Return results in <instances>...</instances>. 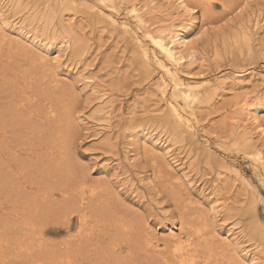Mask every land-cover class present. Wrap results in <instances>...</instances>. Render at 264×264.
I'll return each instance as SVG.
<instances>
[{
    "label": "bare ground",
    "instance_id": "bare-ground-1",
    "mask_svg": "<svg viewBox=\"0 0 264 264\" xmlns=\"http://www.w3.org/2000/svg\"><path fill=\"white\" fill-rule=\"evenodd\" d=\"M219 1L225 10L231 9L228 23L223 21L222 31L206 32L211 39L201 42L200 31L192 33L196 14L200 11L203 19L211 20ZM13 10L25 14L14 22ZM235 15L238 22L231 21ZM252 25L264 28V0H0V264H264L257 185L235 170L236 164L216 157L214 163L228 172L212 178V189L201 201L186 191L195 182L189 172L178 171L182 164L173 153L177 139L189 138L191 151L207 156L203 164L211 168L208 156L213 152L206 142L199 144L198 133L215 109L230 104L228 119L219 127L230 134L220 135V148L226 154L233 149L252 154L264 182L263 89L247 90L249 68L213 73L207 81L194 76L211 72L214 64L220 68V61L232 52L243 60L263 57V47L251 53L258 38ZM90 37H97L100 45ZM119 43L131 50L128 57L120 51L125 63L114 67L113 57L112 63L102 59L101 70L118 74L116 80L124 78L127 86L133 79L147 82L144 93L150 96L142 101L160 96L161 113L145 117L138 115L137 105L121 109L123 97L117 98L115 85L88 69L99 47H105L110 57ZM245 49L248 53L243 56ZM238 55L233 59L236 65ZM197 63L200 69L193 68ZM122 65L125 69L120 73ZM188 69L196 71L185 79L182 73ZM80 82L89 89L85 94L91 101H100L98 118L105 120L104 126L120 125L116 127L123 136L125 158L131 153L151 163L152 175L143 177L145 186L174 204L179 231L175 223L166 222L168 233L161 236V243L154 228L122 212V199L109 183L99 177L89 179V170L77 162L74 84ZM150 107L148 103L143 109L155 108ZM116 109H120L114 114L118 120L112 119ZM156 115L153 122L175 140L163 138L152 125L143 127ZM110 131L116 135L105 133V141L116 138L111 151L117 155L118 133ZM120 164L123 171L125 165ZM233 170L235 182L228 175ZM235 187V201L228 203L222 194ZM200 192L206 190L200 187ZM224 226L230 227L222 234L219 230ZM250 241L254 246L249 249Z\"/></svg>",
    "mask_w": 264,
    "mask_h": 264
},
{
    "label": "rangeland",
    "instance_id": "rangeland-1",
    "mask_svg": "<svg viewBox=\"0 0 264 264\" xmlns=\"http://www.w3.org/2000/svg\"><path fill=\"white\" fill-rule=\"evenodd\" d=\"M237 2H233V3H237ZM260 4L262 5V3H260ZM5 8H7V7L5 6ZM213 8L216 11L217 15H216V17L212 18L211 20L209 19L210 21L207 20L208 18L206 19V16L203 19V17L201 16L202 14H200V11H198L196 14V15H198V18L196 20L197 24H196V26L193 27L192 33L196 32V31L197 32L200 31L199 34L202 37H201V40H199V41H201V42H204L207 40V37L209 36L210 32L213 33V31L218 30V29H220L222 31L223 28L226 27L225 25L228 23V22H226V20L229 17L228 12L231 9L225 10L222 7V4L220 3V1L216 2ZM15 12L17 13V16H13V14H12L13 12L11 13V15L9 14L11 19L14 22L18 21L19 18L21 17V15L25 14V13H19L18 14L17 11H14V13ZM26 13H27V11H26ZM123 15H125V13L122 12V16ZM204 20H205V22L207 21L205 24H203ZM236 20L238 22L240 19H238L235 15V18L233 20L231 19V21L234 22ZM223 21L226 24L223 23ZM262 21H263V19H262ZM262 23L263 22H261V24ZM211 24H212V26H211ZM250 28L253 29V31L256 32V35L258 36V38L256 40H253V42L255 44L253 45V48L251 50V53L254 52V55H255L256 50H258V49L261 50L262 47L264 49V28L259 27V29H258L257 27H254L253 25ZM85 29H86L87 34H88V29L86 27H85ZM86 31H83V32L86 34ZM201 32H202V34H201ZM206 32H209V34L206 35L207 34ZM199 34H197L195 36L200 37ZM90 38L92 41H94L98 45H100L96 41L97 37L96 38L90 37ZM210 39H211V37H210ZM110 44H111V40L109 39V41L107 42L105 47L106 48L110 47ZM121 45L122 44L119 43V45H118L119 47L117 48V50L115 49L117 51V53L114 52L113 55L110 56L111 58L108 55L109 52H106L105 47H99L100 49L95 54L94 62H92L90 64V67H88V69H90L91 73H93V74L97 71L95 74L99 78L101 77V78L105 79L106 82L108 80L107 83L112 82L111 85H115L112 87H114V91L116 93L117 98H119L121 95H122L121 98L123 97L122 99L120 98L123 101V106L121 107V109L126 110L130 106L137 105L135 107H136V111H138V115L140 114L141 116L144 115L146 117L148 114L150 116H152L153 113L154 114L161 113L162 111L160 112V107L163 106L164 99L160 98V96H158L157 99L152 100L153 102L149 101V100H143L142 101V99H145L146 97L150 96L149 92L144 93V89L146 88L145 86H147L146 85L147 82L145 84H144V82H143V84H141L138 80H136V82H135L134 81L135 79H133L132 82L130 81V83H129L130 85L128 84L129 86H127L126 83H128V81L122 80L124 78H122L120 80H116L118 78V76H117L118 74H112L113 72H111V71L106 72L107 69L101 70V66L103 64L102 59L103 60L106 59L107 61L109 59V60H111V63L113 62V60H115L113 63H114V67H116V66H119L120 63L122 64L123 54L124 55L126 54L127 57L129 56V53L131 52V50L125 46L122 47ZM93 46H94V48L96 47V45H93ZM125 48H126V51H125ZM120 51L121 52L123 51V54H121ZM128 51H129V53H128ZM124 52H126V53H124ZM247 53L248 52L245 49L243 56H245ZM7 54H8V56H10L9 53H7ZM133 54L135 55V53H133ZM257 54H259V53H257ZM236 55H238L237 52H232L230 55L223 57V60L220 61V62H223V64H220V66H221L220 68H217L216 64H214V62H213L211 64V66L214 64V66H215V68L213 69L214 71L212 70V68H211V70H212L211 72H207V71L199 72L200 71L199 70L198 71L199 74L194 75V76L196 78H198V80H201V81L206 80L207 81L208 79H211L213 77V76H211V74H213V73L220 75L222 73H230L233 70H242V69L244 70V68L245 69L249 68V71L246 72L247 76L249 74H251L250 76L247 77V83H248V86H247L248 89L247 90L253 91V88L254 89L256 88L257 90L263 89V92H264V79L261 78L264 75V71H262V70H264V64H263L264 63V55H263V57H258V58L255 57L251 61L250 60H243L238 55L240 57V60H241V61L240 60L238 61L239 65H236V63L233 62V59H235L237 57ZM259 55H261V54H259ZM103 57H105V58H103ZM112 57H113V60H112ZM136 57H137V55H136ZM123 63H125V61H123ZM205 64H206V62H205ZM111 67L112 66L108 67V69ZM191 67H193V65H191ZM200 67H201L200 64L197 63L194 65L193 68H195V69L199 68L200 69ZM122 68L123 69L119 70L120 73H122L123 70L125 69L123 67V65H122ZM205 68H206V66H205ZM109 70H111V69H109ZM219 70H220V72H219ZM195 71H193V70L189 71V69H188L186 72H184L182 74H183L185 79L191 78V77H193L192 75H193V72H195ZM252 74H254L255 76H253ZM150 78L151 77H148L147 81H149ZM123 81H125L124 85L121 86V84H123ZM117 82H118L119 87H118V85H116ZM78 84L79 83L74 84V87H75L74 91L77 94V101L75 104H76V106L78 104V106H77V113L78 114L76 116V119H75L74 125H73V129H74V131H73L74 135L73 136H75V138H74V144H75L74 153L76 152V155H77L76 157L78 158L77 162L81 165V168L85 167V169L89 170V173H90V174L88 173V175L90 177L89 179L93 180V178L95 179V178L99 177L98 179H101L103 183H109L110 188H112L113 190H116V192L119 193V197L122 199V205L120 208L122 210V212L124 214H126V216L128 215L129 219L134 218L133 221H135L136 223H139L140 225H144L146 227L149 226L151 228H154L156 230V234L158 235L159 243H161L162 242L161 236L168 233V228L165 225L166 222L175 223L176 224L175 230L179 231L178 226H179V222H180V220H179L180 217H178L177 214L174 213V212H177L174 204L170 201L164 202L165 197L159 195L160 192L157 194V191L155 189H153V187L148 188L145 186L144 182H146V179L145 178L143 179V177H146L148 175H152L151 172L153 171V168H152L151 163L145 157L144 158L141 157L140 160H138L137 158H139V155H136L135 158H133V155L131 153L129 154V156H127L125 158L124 150L121 148L122 143H123V136L121 137L119 132H117L118 128L116 126L118 124H114L112 127L108 126L109 128H107V126L105 127L104 126L105 120H103L102 118H98L99 109H97V108L99 107L100 101L98 99H93L91 101V99H90L91 97L86 95L89 89L87 87H84L85 85H83L82 82H80L79 85ZM125 86H126V88H123ZM125 89H128L129 91L125 90ZM227 92L228 93H225V94H229V91H227ZM150 93L155 94V92H152V91H150ZM118 95H119V97H118ZM137 95H139V96H137ZM131 100H132V103H131ZM140 100H141V103L138 104L137 102ZM144 102H147L146 103L147 105H148V103L151 104V106H152V107H150L151 109L153 108V106L155 108H158L157 109L158 112H157V110H156V112H154L155 108H153V110H151V111H148V109L144 110L146 107V104L143 105ZM157 102L160 103L161 105L158 104ZM130 104H134V105H130ZM153 104H155L156 106ZM230 106L231 105L229 104L228 106L225 107L224 110L223 109L220 110L219 108H217V110L215 109L216 112L210 116V119L212 118L210 121H207V120L202 121L201 127H203V129H201L200 132L198 133L199 144L206 142L205 144H207L208 147L211 148V152H213V154L211 153L212 154L211 156H208L209 160H211V163L209 165H211L212 167L210 168L206 164V162H205V165H206L205 166L203 163H204V160L206 159L207 156L204 157L201 151H199V156H196L195 155L196 153L191 151L192 147L189 146V138L188 139L183 138V139H177L173 144V153L175 154V156L177 158L180 159L181 164H182V167L179 168L178 171L184 169L186 172H189L190 178L193 179L196 184L194 183L193 187H190L191 191H188V190H186V191L188 193L191 192L193 194V197H196L197 199L199 198V200L201 199V201H202V200L207 199V197H208L207 195L209 194V192L212 189V184H213L211 182L212 178L213 179L216 178L217 175L219 174V172H221V173H223L224 171L228 172L226 168L221 169L219 166H217L216 163H214L215 162L214 159L216 157L217 158H224V159L228 160V162H230V163L232 162V163L236 164L237 167H234L235 170L239 169L242 173H244L246 175V177H248L254 183V186L257 185V188L259 191L258 193L260 194V197L257 198L258 203H257L256 208H257V212H258V217L264 222V182L262 183L263 175L261 173L260 167L258 166V164L256 166L255 160H254V157L252 154L246 155L243 152H238L236 149L230 150L228 152L229 154H226L220 148V144L218 143L221 140V139H219V137H221L220 136L221 134H222V137L223 136L228 137L226 135L230 134V132H225V130L224 131L219 130V127L223 123V120L226 121V118H227L226 112L230 109ZM161 109H163V108H161ZM123 110H121V111H123ZM143 110L146 112H150V113L144 114ZM141 112H142V114H141ZM115 113H120V109H118V110L116 109V111L112 114V119L118 120L117 115L114 116ZM157 116L158 115H156V117H154L153 120H150L149 123H145L143 127H145V126L151 127V125H152V127H151L152 130L162 132L161 134H162L163 138L172 137L168 132H166V130L163 129L162 126L160 127V126H158V124L153 122L157 118ZM79 117H81V118H79ZM118 126L120 127V125H118ZM155 128H157V129H155ZM205 129L211 133H206L204 131ZM110 130H115L118 133V138H117L118 144H117V151H116L118 153L117 155L112 154V151H111L113 149L111 143L113 141H115L116 138L114 137V139H112L111 141L108 140L107 143L105 141V133L112 134L113 136L116 135L114 133V131H110ZM126 140H127V138H125V141ZM172 140H175V138L172 137ZM103 142L105 145L103 144ZM130 149H132V146H130ZM133 153H135V152H133ZM119 154L122 157L119 156ZM196 157H199V158H196ZM128 159L131 162L128 161ZM133 161H134V163H133ZM120 162H122L123 165H125V168L123 169V171H122ZM170 163L172 166H176L172 161ZM101 168H102V170H101ZM231 168H233V167H231ZM234 173L235 172L233 170V171H229V174H228L229 178H230L229 180H231L232 182H235V179H233V177L236 175ZM224 174H226V173L224 172L221 175L224 176ZM200 187L204 188L206 190V192L205 193L200 192ZM237 193H238V189L235 187L234 189L229 191L228 194L226 192V193H223L222 195L227 197L228 203H233L235 201L234 195H237ZM201 196H203V197H201ZM162 197H163V199H162ZM237 205H239V204H237ZM165 210H168V211H165ZM238 212H240V211H238ZM171 214H173V217L170 216ZM210 216L211 215L209 213V219H210ZM136 218H138V219H136ZM250 220H251V218H250ZM250 220H249V222H250ZM228 227H230V226H228ZM228 227H225V229H223V230H222V227H220L221 231L219 230V232L224 234L225 233L224 231ZM151 228H149V229H151ZM240 228L242 229L244 227L241 224L240 225L237 224V229L240 230ZM151 231H153V230H151ZM183 236H186V234L183 233ZM244 240H246V239H244ZM246 244H247L246 247L249 249L254 246L253 242H251V241L247 242ZM161 248H162V246H161Z\"/></svg>",
    "mask_w": 264,
    "mask_h": 264
}]
</instances>
